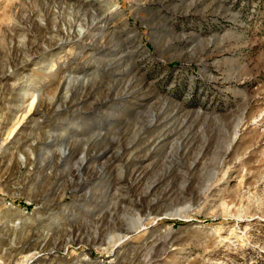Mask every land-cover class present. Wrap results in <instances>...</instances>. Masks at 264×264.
Segmentation results:
<instances>
[{"label": "rangeland", "instance_id": "1", "mask_svg": "<svg viewBox=\"0 0 264 264\" xmlns=\"http://www.w3.org/2000/svg\"><path fill=\"white\" fill-rule=\"evenodd\" d=\"M0 264H264V0H0Z\"/></svg>", "mask_w": 264, "mask_h": 264}]
</instances>
